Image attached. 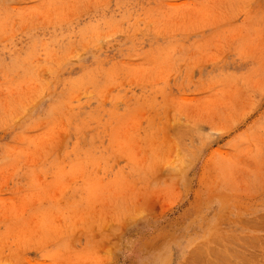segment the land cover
I'll list each match as a JSON object with an SVG mask.
<instances>
[{
    "label": "rangeland",
    "instance_id": "374dc122",
    "mask_svg": "<svg viewBox=\"0 0 264 264\" xmlns=\"http://www.w3.org/2000/svg\"><path fill=\"white\" fill-rule=\"evenodd\" d=\"M0 264H264V0H0Z\"/></svg>",
    "mask_w": 264,
    "mask_h": 264
},
{
    "label": "bare ground",
    "instance_id": "6f19581e",
    "mask_svg": "<svg viewBox=\"0 0 264 264\" xmlns=\"http://www.w3.org/2000/svg\"><path fill=\"white\" fill-rule=\"evenodd\" d=\"M193 253V252H192ZM195 253V252H194ZM199 254V253H198ZM223 258V257H222ZM227 258V257H226Z\"/></svg>",
    "mask_w": 264,
    "mask_h": 264
}]
</instances>
